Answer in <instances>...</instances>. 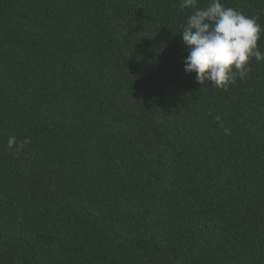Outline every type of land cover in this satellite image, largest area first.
<instances>
[{
    "label": "trees",
    "instance_id": "16d2710c",
    "mask_svg": "<svg viewBox=\"0 0 264 264\" xmlns=\"http://www.w3.org/2000/svg\"><path fill=\"white\" fill-rule=\"evenodd\" d=\"M182 4L0 0V264H264V62L198 84Z\"/></svg>",
    "mask_w": 264,
    "mask_h": 264
},
{
    "label": "clouds",
    "instance_id": "9594fccd",
    "mask_svg": "<svg viewBox=\"0 0 264 264\" xmlns=\"http://www.w3.org/2000/svg\"><path fill=\"white\" fill-rule=\"evenodd\" d=\"M182 7L192 10L180 33L189 50L184 71L195 73L198 84L226 88L247 77L253 59L264 62V51L258 46L264 27L258 17L227 7L221 0H209L204 7L198 6V0H183ZM224 131L227 134L228 129ZM29 143V138L18 143L9 137L7 148L19 150Z\"/></svg>",
    "mask_w": 264,
    "mask_h": 264
}]
</instances>
